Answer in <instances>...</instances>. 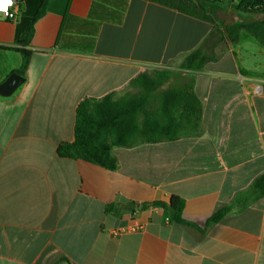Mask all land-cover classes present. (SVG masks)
Masks as SVG:
<instances>
[{
	"label": "crops",
	"instance_id": "crops-1",
	"mask_svg": "<svg viewBox=\"0 0 264 264\" xmlns=\"http://www.w3.org/2000/svg\"><path fill=\"white\" fill-rule=\"evenodd\" d=\"M242 1L211 5L229 13ZM21 16L0 15V83L23 62ZM213 30L151 0H49L25 82L0 96V264H264V196L251 190L264 173V78L248 75L264 73L233 44L181 78L195 77L198 135L114 148L116 170L58 153L82 100L174 71ZM173 196L183 223L153 205Z\"/></svg>",
	"mask_w": 264,
	"mask_h": 264
},
{
	"label": "trees",
	"instance_id": "trees-1",
	"mask_svg": "<svg viewBox=\"0 0 264 264\" xmlns=\"http://www.w3.org/2000/svg\"><path fill=\"white\" fill-rule=\"evenodd\" d=\"M178 10L192 17L212 23L215 30L196 50L186 55L182 70L199 71L203 66L219 58L213 55L214 46L225 41L224 35L236 44L245 32L250 40L264 46V0H243L234 6V21L219 30L220 23L209 8L218 0H151ZM49 0H22V16L17 29V42L22 46L15 49L21 53L23 62L15 72L24 75L31 52L26 49L34 34L36 22L45 14ZM222 53L224 52L221 51ZM221 53V54H222ZM175 72L154 69L139 75L129 84V90L121 96L109 94L103 98H85L76 110L75 139L62 143L58 153L62 157L83 160L108 170H116L118 162L113 155L117 147H134L144 143L176 140L182 136H196L201 132L202 104L197 97L193 75L185 77L178 86L168 84ZM248 75L263 77L256 73ZM258 198L264 196V173L252 184ZM167 209L174 221L183 223L182 212L185 201L173 196L169 204L153 203ZM109 207L108 209H110ZM230 208L217 211L212 222L220 221Z\"/></svg>",
	"mask_w": 264,
	"mask_h": 264
},
{
	"label": "rangeland",
	"instance_id": "rangeland-1",
	"mask_svg": "<svg viewBox=\"0 0 264 264\" xmlns=\"http://www.w3.org/2000/svg\"><path fill=\"white\" fill-rule=\"evenodd\" d=\"M208 7L212 8V5L209 4ZM212 9L215 10L214 13L217 16L218 22L220 23L219 30L221 32H224L223 23L227 25L234 21V16L232 15L233 9L230 10L229 13H227V11L225 10L221 11L220 9H215L214 7ZM241 35L242 36L240 41L236 44L231 43L227 36L224 35L225 41L218 45V48L214 51L213 55L219 54L220 50L224 49L227 46V43H231L233 44L232 46H234V48L236 49L238 57L242 61H244L246 65H249L250 68L258 66L257 70L261 73H264V46H261L253 40H250L245 32H243ZM180 65V63H177L174 66L175 75L168 84L169 86H178L181 83V78L183 77V75L192 72V70H182ZM127 92L134 93L135 90H129L128 88L123 94H126Z\"/></svg>",
	"mask_w": 264,
	"mask_h": 264
},
{
	"label": "water",
	"instance_id": "water-1",
	"mask_svg": "<svg viewBox=\"0 0 264 264\" xmlns=\"http://www.w3.org/2000/svg\"><path fill=\"white\" fill-rule=\"evenodd\" d=\"M25 82V77L16 72L11 73L2 83H0V96H12Z\"/></svg>",
	"mask_w": 264,
	"mask_h": 264
},
{
	"label": "built area",
	"instance_id": "built-area-1",
	"mask_svg": "<svg viewBox=\"0 0 264 264\" xmlns=\"http://www.w3.org/2000/svg\"><path fill=\"white\" fill-rule=\"evenodd\" d=\"M22 0H13L12 4L7 5V11H0V15L9 21H17V10L20 9Z\"/></svg>",
	"mask_w": 264,
	"mask_h": 264
},
{
	"label": "snow or ice",
	"instance_id": "snow-or-ice-1",
	"mask_svg": "<svg viewBox=\"0 0 264 264\" xmlns=\"http://www.w3.org/2000/svg\"><path fill=\"white\" fill-rule=\"evenodd\" d=\"M11 2L12 0H0V11L5 10L6 6Z\"/></svg>",
	"mask_w": 264,
	"mask_h": 264
},
{
	"label": "clouds",
	"instance_id": "clouds-1",
	"mask_svg": "<svg viewBox=\"0 0 264 264\" xmlns=\"http://www.w3.org/2000/svg\"><path fill=\"white\" fill-rule=\"evenodd\" d=\"M12 2H13V0H12ZM12 2L10 4H12ZM10 4H8V5H10ZM3 11H7V6H6L5 10H3Z\"/></svg>",
	"mask_w": 264,
	"mask_h": 264
}]
</instances>
